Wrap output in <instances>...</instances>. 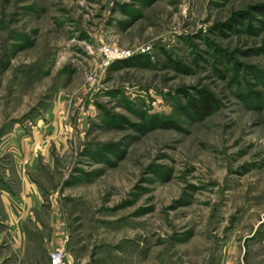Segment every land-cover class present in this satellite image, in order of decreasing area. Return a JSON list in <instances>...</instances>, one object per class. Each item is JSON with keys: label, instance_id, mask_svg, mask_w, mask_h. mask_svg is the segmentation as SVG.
Instances as JSON below:
<instances>
[{"label": "rangeland", "instance_id": "1", "mask_svg": "<svg viewBox=\"0 0 264 264\" xmlns=\"http://www.w3.org/2000/svg\"><path fill=\"white\" fill-rule=\"evenodd\" d=\"M263 4L0 0V191L19 204L21 171L42 196L34 264L58 247L67 264H264L248 237L264 212ZM201 90L199 118L185 107Z\"/></svg>", "mask_w": 264, "mask_h": 264}, {"label": "crops", "instance_id": "2", "mask_svg": "<svg viewBox=\"0 0 264 264\" xmlns=\"http://www.w3.org/2000/svg\"><path fill=\"white\" fill-rule=\"evenodd\" d=\"M21 174V189L19 204L16 200L6 191H0V241L7 238V243H3V246L8 247V257L12 264H34L31 253V241L28 237L29 228L27 225V218L34 210H38L41 206L43 199L42 196L32 181L28 179L27 175ZM249 217V241L252 242V238H255V242H258L260 253L264 254V212L260 214L259 218L252 219L251 208L248 214ZM61 234V233H60ZM59 236V231L56 233ZM5 237V238H4ZM241 250L240 255H244L246 251V244L240 243ZM249 253H251V244H249ZM20 254L21 261H12L13 257ZM40 263L43 264L42 260ZM44 264H49L48 256L44 259Z\"/></svg>", "mask_w": 264, "mask_h": 264}, {"label": "trees", "instance_id": "3", "mask_svg": "<svg viewBox=\"0 0 264 264\" xmlns=\"http://www.w3.org/2000/svg\"><path fill=\"white\" fill-rule=\"evenodd\" d=\"M264 10V4L260 6ZM199 95L190 98L187 102L185 109L194 113L197 117L201 118L208 115L213 109V100L209 92L201 90Z\"/></svg>", "mask_w": 264, "mask_h": 264}, {"label": "built area", "instance_id": "4", "mask_svg": "<svg viewBox=\"0 0 264 264\" xmlns=\"http://www.w3.org/2000/svg\"><path fill=\"white\" fill-rule=\"evenodd\" d=\"M141 49L142 51H144L143 48ZM103 52L104 55L108 57V60L125 59L132 55V52L129 50L110 49L107 47L103 49ZM48 260H49V264H67L63 249L60 247L54 248L51 251H49Z\"/></svg>", "mask_w": 264, "mask_h": 264}]
</instances>
